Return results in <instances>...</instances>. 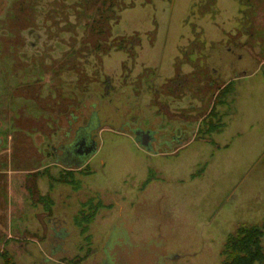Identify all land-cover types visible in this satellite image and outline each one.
Returning a JSON list of instances; mask_svg holds the SVG:
<instances>
[{"label": "rangeland", "instance_id": "rangeland-1", "mask_svg": "<svg viewBox=\"0 0 264 264\" xmlns=\"http://www.w3.org/2000/svg\"><path fill=\"white\" fill-rule=\"evenodd\" d=\"M90 4L0 0V253L7 245L15 264L81 258L72 218L95 197L107 209L82 264L100 259L121 219L134 221L136 244L165 240L174 264H221L238 225L264 223V0L108 1L104 40L88 32L99 29ZM69 107L98 147L63 171L78 191L57 178L50 148ZM134 130L154 133L153 147ZM45 197L68 224L53 263Z\"/></svg>", "mask_w": 264, "mask_h": 264}, {"label": "flooded vegetation", "instance_id": "flooded-vegetation-1", "mask_svg": "<svg viewBox=\"0 0 264 264\" xmlns=\"http://www.w3.org/2000/svg\"><path fill=\"white\" fill-rule=\"evenodd\" d=\"M73 109L74 108L69 107L66 111L62 112V114L60 113V115H56L58 128L60 130H62V132H60L58 135V138H60L61 141L59 140L56 146L54 145V146H51L50 148H51V153H53L54 159H55V163L53 166H56V167L61 169V170L59 169V173L57 175L58 179L61 177V175H65V173L63 171L66 172V171L70 170V168H71L70 165H73V163H75L76 160L78 161L79 157L82 160L85 155L89 154L93 150V147L89 146V144H85L84 141L83 142L80 141L79 142V148L77 149L76 154L73 155V153L71 154V152H70L71 146L74 145L75 137H77V136L81 137L82 133H78V132L86 131V129H87L86 127H84V125L86 124V121L83 122L81 124V126H76L78 120L75 119ZM91 115L92 114H89V115H87V117L90 118ZM134 131H136V130H134ZM137 131H140V130H137ZM141 131L142 132L144 131L146 133V131H148V130H141ZM89 133H90V131H89ZM90 137L92 139L91 141L97 142L96 141V134H94L92 132V133H90ZM142 137L145 139L144 136H142ZM154 143H155L154 141L150 142L151 147H153ZM96 146H97V144H96ZM94 156L89 158V159L94 158ZM59 164H60V166H59ZM94 198L92 197L89 199H92L94 201V204H96L97 202H101L103 205V208H101L97 212V214L95 215V217H94V221H95L96 217L98 216V213L101 210H104L107 208L101 200H98L96 198L94 199ZM61 204H63V202ZM67 207H69V206H66V208ZM51 211H53L54 216L51 217L50 219H48L47 223H48V225L51 226V228L48 231L47 243L46 242L45 243L49 244L50 246H52V244H55V245H57L56 247L59 248L58 249L55 246L50 247V251L48 253L49 256H47V258H49V260H51L53 263V262H55L53 260V258L55 257V255H57V253L59 255L65 254V252L62 250V246L68 237L67 233H66V229H67L68 224H66V221L64 218H63L64 220L61 219L62 216H61V218H59L57 216L59 213L58 208H54L53 210L51 209ZM78 212L72 218V225L73 226H74L73 219L77 216ZM94 221L92 223H94ZM125 221L126 220L121 219L120 226L117 224H113L109 227L110 230L107 233V235L104 236L103 244L101 247L100 253L102 254V256L100 257L99 260L93 259V260H91V262H89L87 264H121V260L123 259V258H121L122 257L121 251H122V248H124L126 246L131 249V252L128 254H129V258L132 259L133 263H134V243H135L134 242V221L131 222L127 228L125 227V225H127L125 223ZM91 224L89 225V230H90ZM61 229H64V233L66 236H64V237L60 236V233L58 231ZM75 229H76V227H75ZM78 234H79V232H78ZM88 235L91 237V240H92V236L89 234V232H88ZM60 237H63V240H61L62 238H60ZM59 245H61V247H59ZM90 250H91V248H90ZM95 255L96 254L93 252H91L87 257L85 255H83L80 258L81 259L80 264L87 261V259H89L91 256L95 257ZM61 258L68 260L65 257H61ZM76 258L77 257L69 260L68 261L69 264L73 263L76 260ZM77 259H79V258H77ZM163 259L164 258L158 259V261H156L155 264H174V262L173 263L172 262H166Z\"/></svg>", "mask_w": 264, "mask_h": 264}, {"label": "trees", "instance_id": "trees-1", "mask_svg": "<svg viewBox=\"0 0 264 264\" xmlns=\"http://www.w3.org/2000/svg\"><path fill=\"white\" fill-rule=\"evenodd\" d=\"M108 1L111 2V6H116L118 0H88V2L92 4H90L91 7L95 9V13H97L95 18H97L98 21L96 23L97 25H95L98 26L99 29L96 31H91L90 22L87 23L86 26L88 28V32L95 34L101 40H104L108 36V23L109 20L114 17V13H101V8L106 3H108ZM93 18L94 17H92V19ZM36 83L40 91V85L38 82ZM205 166L206 164L201 168L200 172L205 169ZM68 174L65 173V175H61V177L64 176L63 182L70 184L74 191H78L81 185L79 184L80 182L70 178L73 177L72 173L69 175ZM40 201L44 202L43 207L47 209L46 211H49L52 208V201H50L47 197L40 199ZM101 208H103L101 202L94 204V201L89 199L80 205V210L77 216L73 219V224L78 230L79 235L86 246L84 253L86 257L91 253V250L89 249L91 245V237L88 235L89 225L94 221L95 215ZM263 238L264 223H262L260 226L248 224L238 225L235 231L231 233L226 239L223 249L224 251L222 253L223 260L221 264H264ZM5 247L0 253V264H15L13 257L8 251L5 250ZM83 247L84 246L80 247L79 249L82 250ZM80 261V258H76L74 262L79 263Z\"/></svg>", "mask_w": 264, "mask_h": 264}, {"label": "water", "instance_id": "water-1", "mask_svg": "<svg viewBox=\"0 0 264 264\" xmlns=\"http://www.w3.org/2000/svg\"><path fill=\"white\" fill-rule=\"evenodd\" d=\"M78 133H82L81 137L77 136L74 139V145L71 146V154H76L77 149L79 148V142L84 141L85 144H89V146L93 147V150L84 156L83 160H87L94 155H96L97 152V146L94 141H91L90 133L89 131H81ZM154 133H151V131H146V133L143 131H134V136L136 140L139 142V144L146 148L150 149L152 148L150 145V142L155 141L153 138ZM144 136L145 139L142 137ZM142 137V138H141ZM1 144V142H0ZM171 149H167L166 147L164 150L167 152H170L172 150V145L170 146ZM74 165H70V167H74ZM166 244L165 240H161V238L158 236L157 238H152L151 241L147 243L140 242L139 244L134 243V263L133 260L129 258V254L131 252V249L129 247L122 248V257L121 264H155L156 261L160 258H164L163 260L166 262H175L177 259H179L180 256L177 254H170L164 252L163 248ZM124 250V251H123Z\"/></svg>", "mask_w": 264, "mask_h": 264}]
</instances>
